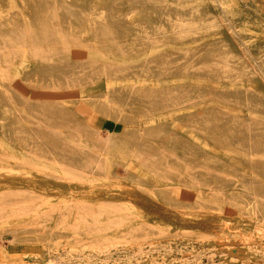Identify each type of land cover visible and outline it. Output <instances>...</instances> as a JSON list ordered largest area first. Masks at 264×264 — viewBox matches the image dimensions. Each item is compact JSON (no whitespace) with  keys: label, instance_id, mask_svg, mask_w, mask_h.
<instances>
[{"label":"rangeland","instance_id":"1","mask_svg":"<svg viewBox=\"0 0 264 264\" xmlns=\"http://www.w3.org/2000/svg\"><path fill=\"white\" fill-rule=\"evenodd\" d=\"M206 1L222 27L187 25L132 58L43 47L39 63L93 77L28 87L35 65L16 62L12 111L32 142L0 137V264H264V170H214L240 165L217 123L264 139V25L245 31L224 0ZM240 1L264 14V0ZM204 2L167 6L180 19Z\"/></svg>","mask_w":264,"mask_h":264},{"label":"bare ground","instance_id":"2","mask_svg":"<svg viewBox=\"0 0 264 264\" xmlns=\"http://www.w3.org/2000/svg\"><path fill=\"white\" fill-rule=\"evenodd\" d=\"M147 1L148 4L142 0H0V95H11L9 101L0 98V137H5L9 142H20L22 148L32 142L25 129L17 127L19 122L12 109L14 103L19 104V100L12 96L14 89L7 84L16 77L18 60L32 61L35 65L33 77L24 78V84L28 87H45L46 81L50 77L57 78L58 73L82 80L94 75L91 69L55 71L49 64L39 63L46 53L43 51L46 44L56 48L48 52L52 58L66 57L80 47L94 48L106 56L132 58L140 53V48L146 51L160 40H170L173 31L182 30L187 25L203 22L222 27L221 18L206 0L202 11L186 12L180 19L171 15L168 0L160 5L154 0ZM224 3L230 23L235 21L237 13L245 31L252 24L257 25V22L264 25L263 12L252 4L244 7L240 0H224ZM77 6L80 9H74ZM174 20L183 26L174 24ZM214 41L216 48L227 49L229 53L230 47H234L230 37L219 35ZM231 54L233 57L229 62L234 67L246 61H239L240 52L237 50ZM198 61L206 62L208 59L201 57ZM170 62L168 58L164 59L166 67ZM217 124L219 151L238 155L240 165L214 170H246L247 174L250 170H264V153L260 151L264 139L240 137L246 135L242 127L227 122ZM131 171L140 177L145 176L141 170ZM15 236L20 239L24 233L17 230Z\"/></svg>","mask_w":264,"mask_h":264}]
</instances>
